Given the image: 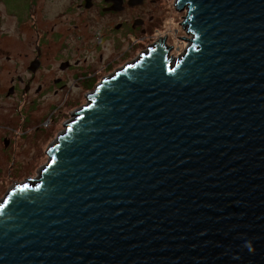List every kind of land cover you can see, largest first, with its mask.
<instances>
[{
  "label": "water",
  "instance_id": "water-1",
  "mask_svg": "<svg viewBox=\"0 0 264 264\" xmlns=\"http://www.w3.org/2000/svg\"><path fill=\"white\" fill-rule=\"evenodd\" d=\"M179 3L181 58L94 91L5 196L0 264H264V0Z\"/></svg>",
  "mask_w": 264,
  "mask_h": 264
},
{
  "label": "flooded vegetation",
  "instance_id": "flooded-vegetation-1",
  "mask_svg": "<svg viewBox=\"0 0 264 264\" xmlns=\"http://www.w3.org/2000/svg\"><path fill=\"white\" fill-rule=\"evenodd\" d=\"M156 4L157 0H0V100L14 108L19 123L23 113L27 125L45 107L49 117L43 124H53L65 110L73 117L94 91L152 51L162 49L171 63L176 62L181 50L169 35H160L155 15L161 11L155 10ZM174 6L181 9L179 2ZM187 14L186 10L184 21ZM184 21L183 44L189 37ZM7 140L10 144L4 147L9 149Z\"/></svg>",
  "mask_w": 264,
  "mask_h": 264
},
{
  "label": "rangeland",
  "instance_id": "rangeland-1",
  "mask_svg": "<svg viewBox=\"0 0 264 264\" xmlns=\"http://www.w3.org/2000/svg\"><path fill=\"white\" fill-rule=\"evenodd\" d=\"M157 7L161 15H155L157 25L160 27V35H169L170 41L173 40L177 49L181 50L179 57L183 54L187 43L183 44L180 37L186 36L180 25L184 21L187 8L178 10L174 4L179 0H157ZM178 28L179 32L176 30ZM157 38V37H156ZM178 46V47H177ZM88 103L76 110H80ZM40 109V117L32 119L24 125L27 113H23L19 123L15 119V111L7 103L0 100V204L5 196L16 189L19 185L32 184V180L39 178L40 172L48 164V149L55 145L60 135L65 132V124L73 120L68 110L64 111V116L58 122L50 124L43 120L49 117V112ZM17 123L18 126H17ZM4 138L11 140V147H4ZM38 138H43L37 144Z\"/></svg>",
  "mask_w": 264,
  "mask_h": 264
},
{
  "label": "clouds",
  "instance_id": "clouds-1",
  "mask_svg": "<svg viewBox=\"0 0 264 264\" xmlns=\"http://www.w3.org/2000/svg\"><path fill=\"white\" fill-rule=\"evenodd\" d=\"M245 247H247L250 251H252L251 242H246Z\"/></svg>",
  "mask_w": 264,
  "mask_h": 264
}]
</instances>
